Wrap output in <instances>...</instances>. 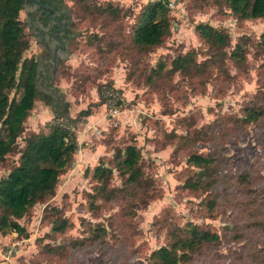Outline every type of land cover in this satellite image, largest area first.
<instances>
[{
	"label": "rangeland",
	"instance_id": "obj_1",
	"mask_svg": "<svg viewBox=\"0 0 264 264\" xmlns=\"http://www.w3.org/2000/svg\"><path fill=\"white\" fill-rule=\"evenodd\" d=\"M64 1L71 9L78 43L61 60L51 81L69 101L71 117L90 102L97 105L74 126L56 118L73 127L79 148L60 174L54 192L18 218L26 231L0 232V264H148L151 251L167 243L169 231L187 220L222 236L184 264H264V226L241 228L247 206L264 208L260 198H264V116L243 126L228 121L229 116H242L243 106L255 100L264 106V50L258 44L264 16L239 18L224 1L216 0H172L173 6L169 0ZM153 1L167 5L170 30L158 45L137 49L129 43L130 29L142 7ZM109 2L116 11L104 9ZM25 15L22 8L19 16L24 20ZM199 21L225 27L230 36L227 54L239 41L245 48L244 61L226 56L222 66H212L205 78L179 71L157 73L159 63L166 69L176 55L191 48L197 50L198 60L206 56L207 45L195 31ZM24 30L28 39L24 56L36 57L40 43L27 25ZM105 81H111L120 94L108 88L106 101L99 103L97 86ZM52 119V109L36 97L17 137V148L0 161V179L18 163L17 149L24 146L25 138L46 131ZM208 123H212L214 137L197 140L200 126ZM171 132L188 133L193 140L178 148L179 138ZM132 142L140 148L155 194L145 204H136L132 214H123L118 201H102L97 210H90L87 193L94 180L90 173L85 175V168L96 164L101 155L112 166L114 148ZM210 148L226 157L220 169L225 174L219 184L222 196L214 210L205 204V198L213 194L184 186L192 173L186 162L189 150ZM242 171L249 172L245 188L237 183L226 185L229 177L234 179ZM113 173L111 183L120 185L115 169ZM118 211L114 225L109 226V215ZM259 216L264 221V214ZM62 218L69 224L53 230V222ZM97 223L108 226L105 242L87 239L82 247L73 246L74 240L90 237Z\"/></svg>",
	"mask_w": 264,
	"mask_h": 264
},
{
	"label": "trees",
	"instance_id": "obj_2",
	"mask_svg": "<svg viewBox=\"0 0 264 264\" xmlns=\"http://www.w3.org/2000/svg\"><path fill=\"white\" fill-rule=\"evenodd\" d=\"M79 1L90 2L91 0ZM216 1H224L239 18L264 16V0ZM25 2L26 0H0V161L6 154L17 148V137L24 129V121L35 98H41L48 105L43 81L40 79L47 49L39 52L36 57L24 56L28 45L24 30L26 20L20 18L19 11L24 8ZM64 3L70 12V7L65 1ZM109 4L110 6L104 9L116 11L117 7L110 2ZM130 30L129 43L137 49H148L161 43L170 30L167 5L162 1H153L144 5ZM195 31L207 45L206 56L198 60L197 50L191 48L176 55L170 67L166 69L164 63H159L157 69H154L157 73L166 70L172 75L175 71H179L185 75L205 78L212 66H222L226 56L239 63L244 61L245 48L239 41L235 42L227 54L226 47L230 45V36L225 27L199 21L195 24ZM258 42L260 48L264 50V30ZM59 66L60 63L52 77L55 78ZM112 86L111 81L102 82L97 86L99 103L106 101L107 95L104 96V94L108 88L115 89L120 94V90ZM61 96L62 110L60 112L52 110L53 119L46 123V131L32 132L25 138L24 146L17 149L18 163L0 179V232L26 231L18 218L29 206L54 192L60 174L79 148L72 126L83 115H89L93 111L92 107L97 103L90 102L87 107L78 112L76 117H71L68 113L69 101L64 99V95L61 94ZM255 101L243 106L242 116H229L228 121L243 126L248 122L259 120L264 116V106L259 105V101ZM59 117L65 118L72 126L66 122L57 121L56 118ZM215 125H222V122L215 121ZM197 132L195 131V134H198ZM213 132L212 123L201 125L197 140L202 138L210 140L214 137ZM171 134L179 138L176 144L178 148L181 144L193 140L188 133L180 135L171 132ZM103 156H99L96 164L92 167L87 166L84 170L85 175L90 173L94 180L92 191L87 193L89 209L97 210L102 201H118L123 214H132L136 204H145L156 192L152 180L145 173L140 148L133 142L114 148L112 166L104 162ZM225 160L226 157L214 148L206 152L190 149L187 153L186 162L190 165L192 173L184 181V186L194 189L202 188L213 194L205 198V204L210 210L216 208L219 196H222L219 184L225 178V174L220 173V169ZM114 169L117 171L120 185L111 183ZM227 182L228 186L238 184L245 188L249 183V172H239L236 178L229 177ZM260 198L264 200L263 197ZM232 202L236 204L237 199H233ZM120 211L109 215V226L114 225V216H119ZM242 213L241 218L246 220L241 224L242 229L264 226V221L259 216L264 214V208L247 206ZM68 224L65 218L55 220L52 229L62 230ZM107 227L103 223H97L90 237L83 236L74 240L73 246L82 247L87 239H102V242H105L103 236L108 233ZM238 232L240 231H236ZM168 235L167 243L151 251L148 264H184L203 246L218 243L222 236L216 230L191 220H187L181 226L173 227Z\"/></svg>",
	"mask_w": 264,
	"mask_h": 264
},
{
	"label": "water",
	"instance_id": "obj_3",
	"mask_svg": "<svg viewBox=\"0 0 264 264\" xmlns=\"http://www.w3.org/2000/svg\"><path fill=\"white\" fill-rule=\"evenodd\" d=\"M26 25L29 33L46 46L42 81L49 107L60 112L63 99L51 83V77L78 43L75 21L63 0H26Z\"/></svg>",
	"mask_w": 264,
	"mask_h": 264
},
{
	"label": "flooded vegetation",
	"instance_id": "obj_4",
	"mask_svg": "<svg viewBox=\"0 0 264 264\" xmlns=\"http://www.w3.org/2000/svg\"><path fill=\"white\" fill-rule=\"evenodd\" d=\"M24 9H25V14H26V2H25V6H24ZM25 19H26V15H25ZM37 39V38H36ZM38 40V39H37ZM39 41V43H40V52H43L45 49H46V46H45V44L43 43V42H41L40 40H38ZM55 72V71H54ZM52 76H54V73H53V75ZM41 79V81H42V77L40 78ZM51 80H54V77H51ZM51 83H52V81H51Z\"/></svg>",
	"mask_w": 264,
	"mask_h": 264
},
{
	"label": "built area",
	"instance_id": "obj_5",
	"mask_svg": "<svg viewBox=\"0 0 264 264\" xmlns=\"http://www.w3.org/2000/svg\"><path fill=\"white\" fill-rule=\"evenodd\" d=\"M165 1H166V0H165ZM166 2H167V1H166ZM168 3H169V5L173 6V2H172V0H169ZM116 109H117V108H115V109L112 111V113H114V112L116 111Z\"/></svg>",
	"mask_w": 264,
	"mask_h": 264
},
{
	"label": "crops",
	"instance_id": "obj_6",
	"mask_svg": "<svg viewBox=\"0 0 264 264\" xmlns=\"http://www.w3.org/2000/svg\"><path fill=\"white\" fill-rule=\"evenodd\" d=\"M92 114V113H91ZM90 115V114H89ZM89 115H87V116H89Z\"/></svg>",
	"mask_w": 264,
	"mask_h": 264
}]
</instances>
